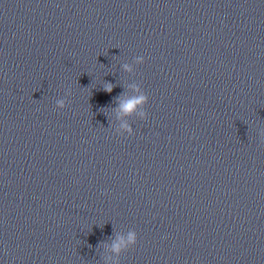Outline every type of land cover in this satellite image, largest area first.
<instances>
[{"label": "clouds", "instance_id": "1", "mask_svg": "<svg viewBox=\"0 0 264 264\" xmlns=\"http://www.w3.org/2000/svg\"><path fill=\"white\" fill-rule=\"evenodd\" d=\"M106 91H111V88L110 87L107 88ZM143 99H144V97L134 99L132 101H129L128 103H126L122 107L126 113L130 112L131 110H133L134 105L140 103ZM129 239H130V241L134 242V234H130Z\"/></svg>", "mask_w": 264, "mask_h": 264}]
</instances>
